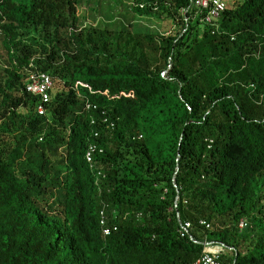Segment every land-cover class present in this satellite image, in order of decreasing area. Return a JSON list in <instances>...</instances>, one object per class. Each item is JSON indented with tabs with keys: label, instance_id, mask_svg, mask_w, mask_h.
Wrapping results in <instances>:
<instances>
[{
	"label": "trees",
	"instance_id": "obj_1",
	"mask_svg": "<svg viewBox=\"0 0 264 264\" xmlns=\"http://www.w3.org/2000/svg\"><path fill=\"white\" fill-rule=\"evenodd\" d=\"M128 1L165 33L0 0V264H188L206 239L264 264V0H224L218 29L191 0ZM29 69L62 86L45 115Z\"/></svg>",
	"mask_w": 264,
	"mask_h": 264
},
{
	"label": "built area",
	"instance_id": "obj_2",
	"mask_svg": "<svg viewBox=\"0 0 264 264\" xmlns=\"http://www.w3.org/2000/svg\"><path fill=\"white\" fill-rule=\"evenodd\" d=\"M143 7V5H141ZM195 10L194 17H200L205 24L212 25L215 29L219 28V21L226 10V2L224 0H191V7ZM216 31V30H214ZM166 72H164L165 74ZM27 91L33 95L40 97V105L38 113L45 115L48 110V105L52 100V93L55 88V81L48 73L41 72L35 69H29L26 74ZM97 147L91 145L87 152V160L92 163L93 154ZM102 151V150H100ZM247 226L246 221L240 222V228ZM192 224L189 221L181 222L179 233L181 237L190 235ZM106 235L110 234L109 229H104ZM204 249L199 259L188 264H223L221 251L223 245L217 244L214 241L206 239L203 243Z\"/></svg>",
	"mask_w": 264,
	"mask_h": 264
},
{
	"label": "rangeland",
	"instance_id": "obj_3",
	"mask_svg": "<svg viewBox=\"0 0 264 264\" xmlns=\"http://www.w3.org/2000/svg\"><path fill=\"white\" fill-rule=\"evenodd\" d=\"M109 11L115 16L120 12L129 13L130 15L134 14L128 0H82L79 7V13L84 17L81 19L82 24H96L99 19H104ZM133 20L137 30L165 33L164 28L166 25L162 22V19L148 15L134 14ZM171 28L174 29L173 26ZM3 53V49H0V54ZM1 63H3V59L0 61ZM61 88V84L56 82L54 93Z\"/></svg>",
	"mask_w": 264,
	"mask_h": 264
}]
</instances>
